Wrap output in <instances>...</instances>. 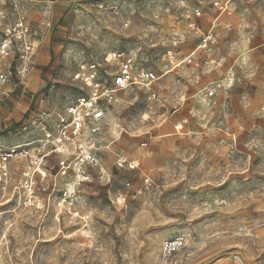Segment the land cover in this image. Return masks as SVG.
I'll return each instance as SVG.
<instances>
[{
  "label": "rangeland",
  "instance_id": "1",
  "mask_svg": "<svg viewBox=\"0 0 264 264\" xmlns=\"http://www.w3.org/2000/svg\"><path fill=\"white\" fill-rule=\"evenodd\" d=\"M22 7L36 63L21 78L16 53L0 59L10 72L0 87L3 144L37 139L39 123L51 125L91 82L108 85L111 53L132 54L159 80L154 100L144 88L103 100L100 167L79 189L78 217L27 207L13 184L0 191V264H264V0ZM2 9L0 32L14 20ZM208 31V48L195 52ZM230 69L233 86L213 90ZM121 158L138 167H118ZM43 193L35 192L38 207ZM181 237L182 248L164 253Z\"/></svg>",
  "mask_w": 264,
  "mask_h": 264
},
{
  "label": "built area",
  "instance_id": "2",
  "mask_svg": "<svg viewBox=\"0 0 264 264\" xmlns=\"http://www.w3.org/2000/svg\"><path fill=\"white\" fill-rule=\"evenodd\" d=\"M23 1L0 0V18H6L5 9L2 7L7 5L14 15L11 25L0 32V59H6L13 52L16 53L20 63L17 74L21 78L32 70L36 63L35 46L30 40L26 26ZM228 3L225 2L222 13L229 12ZM199 15L200 12L197 11L196 16ZM212 39L211 32H207L202 36L197 48L206 50ZM108 59L117 63V71L111 75L108 85L106 81L91 82L89 94L69 105L65 113L58 114L51 125L39 123L40 134L37 139L12 146L0 142L1 192H6L13 184V195L23 196L26 202L24 205L27 207L35 206L45 214L52 208H56L59 211L56 214L57 220L63 211L78 217L75 207L79 189L89 181L90 170L100 167L97 154L99 150L96 147V136L99 130L96 125L104 119L106 114L103 100L133 88H144L150 92L149 99L156 98V94L151 91V87L159 80L155 71L139 66L132 54L111 53ZM9 76V71L0 70V87L9 81ZM233 82V76L230 73L219 82L213 83L211 87L213 90L227 91L233 86ZM24 129L26 130L25 126ZM144 145L145 143H141V146ZM14 162L18 165L16 173L12 165ZM124 165L129 170L138 167L134 162L119 159L117 166ZM41 188L44 195L38 207L35 192H40ZM185 242V237L167 241L163 244V251L171 255L182 248Z\"/></svg>",
  "mask_w": 264,
  "mask_h": 264
},
{
  "label": "crops",
  "instance_id": "3",
  "mask_svg": "<svg viewBox=\"0 0 264 264\" xmlns=\"http://www.w3.org/2000/svg\"><path fill=\"white\" fill-rule=\"evenodd\" d=\"M218 19H219V18H218ZM208 32H209V31H208ZM211 32H212V30H211ZM197 51H205V50H200V49H198V48L196 47V48H195V52H197ZM195 52H194V53H195ZM194 53H193V54H194ZM35 61H36V59H35ZM212 62H213V64H216V61L213 60ZM219 65H220V64L218 63L217 66L219 67ZM231 72H232V69H230V70L225 74V76H226L227 74H230ZM145 145H146V144H145ZM145 145H144V146H145ZM144 146H141V147H144Z\"/></svg>",
  "mask_w": 264,
  "mask_h": 264
},
{
  "label": "bare ground",
  "instance_id": "4",
  "mask_svg": "<svg viewBox=\"0 0 264 264\" xmlns=\"http://www.w3.org/2000/svg\"><path fill=\"white\" fill-rule=\"evenodd\" d=\"M39 203V202H38Z\"/></svg>",
  "mask_w": 264,
  "mask_h": 264
}]
</instances>
